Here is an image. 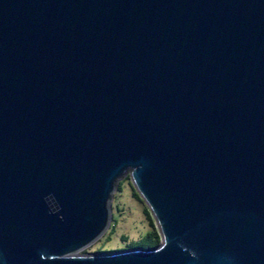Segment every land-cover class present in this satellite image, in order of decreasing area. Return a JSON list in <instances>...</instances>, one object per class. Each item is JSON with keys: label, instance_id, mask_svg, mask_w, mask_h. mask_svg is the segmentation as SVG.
Returning <instances> with one entry per match:
<instances>
[{"label": "water", "instance_id": "1", "mask_svg": "<svg viewBox=\"0 0 264 264\" xmlns=\"http://www.w3.org/2000/svg\"><path fill=\"white\" fill-rule=\"evenodd\" d=\"M0 264H264V0H0Z\"/></svg>", "mask_w": 264, "mask_h": 264}, {"label": "rangeland", "instance_id": "2", "mask_svg": "<svg viewBox=\"0 0 264 264\" xmlns=\"http://www.w3.org/2000/svg\"><path fill=\"white\" fill-rule=\"evenodd\" d=\"M158 233L154 217L134 187L129 171L117 182L110 203V221L102 235L78 253L115 250L140 245L147 247ZM159 234V233H158Z\"/></svg>", "mask_w": 264, "mask_h": 264}, {"label": "trees", "instance_id": "3", "mask_svg": "<svg viewBox=\"0 0 264 264\" xmlns=\"http://www.w3.org/2000/svg\"><path fill=\"white\" fill-rule=\"evenodd\" d=\"M154 237L155 238L153 240L151 239V241H150V243L148 244L147 247L155 246V245H157L159 243L160 236H159V234L156 231H155V236Z\"/></svg>", "mask_w": 264, "mask_h": 264}]
</instances>
